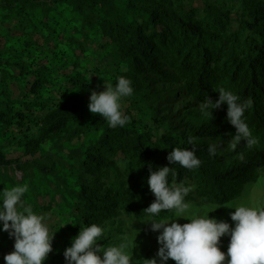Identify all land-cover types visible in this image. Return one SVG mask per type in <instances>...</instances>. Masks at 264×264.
I'll list each match as a JSON object with an SVG mask.
<instances>
[{
    "label": "trees",
    "instance_id": "16d2710c",
    "mask_svg": "<svg viewBox=\"0 0 264 264\" xmlns=\"http://www.w3.org/2000/svg\"><path fill=\"white\" fill-rule=\"evenodd\" d=\"M120 76L134 89L121 102L130 121L110 127L89 97ZM219 87L253 101L245 117L257 142L210 156V143L235 134L226 104L212 117L198 110ZM189 137L200 167L170 165L173 148L193 147ZM263 140L264 0H0V192L27 184L25 204L52 219L44 264H65V248L93 223L107 227L106 248L134 222V259L155 257L149 165L194 185L186 202L221 206L259 179ZM5 249L14 238L0 230Z\"/></svg>",
    "mask_w": 264,
    "mask_h": 264
},
{
    "label": "clouds",
    "instance_id": "9594fccd",
    "mask_svg": "<svg viewBox=\"0 0 264 264\" xmlns=\"http://www.w3.org/2000/svg\"><path fill=\"white\" fill-rule=\"evenodd\" d=\"M214 90L219 93L218 99L206 97L197 106L199 112L212 117L214 109L226 104V119L234 126L235 134L230 141L222 139L229 141L227 147L233 151L241 141L251 148L257 141L246 122L245 113L252 108L253 101H242L240 96L224 87ZM133 93L132 81L120 76L115 85L105 82L103 91H91L89 110L104 118L110 127L125 126L130 117L122 110L121 102ZM195 140V137L188 138V144L193 145L191 148H173L167 155L169 164H179L189 170L199 168L202 161L196 155ZM223 147V142L213 141L209 144L208 153L215 156ZM238 156L244 158L242 153ZM149 173L147 184L155 200L144 211L151 230L158 232L160 247L156 256L134 259L131 238L134 222L127 224L129 232L120 237L118 244L106 248H102L99 241L103 239L107 227L93 223L80 227L78 235L65 248V264H167L169 259L176 264H264V208L245 203L233 205L230 207L235 209L230 213L231 224L209 217L210 212L219 208L215 205H202L205 211L198 215L191 203L186 202L194 185L170 183L169 176L175 175V172L167 165L153 168L150 164ZM28 190L27 184H16L0 192V230L14 238V249L4 256L5 264H44L53 251L55 233L50 230L45 215L37 214L25 204L23 197ZM172 210H175V219L156 218L162 211ZM176 218H185L190 222L181 224ZM222 237H229L227 253L221 251Z\"/></svg>",
    "mask_w": 264,
    "mask_h": 264
},
{
    "label": "rangeland",
    "instance_id": "374dc122",
    "mask_svg": "<svg viewBox=\"0 0 264 264\" xmlns=\"http://www.w3.org/2000/svg\"><path fill=\"white\" fill-rule=\"evenodd\" d=\"M215 141L216 142H223V145H228L227 141L224 139H217ZM262 143L264 144V140L262 141ZM246 148H249V147L246 146ZM16 174L19 177L21 173L17 171ZM242 192H243L244 196L242 198H240L239 200H236L234 202L229 200V201L225 202L223 205L218 206L219 208H217L215 210H214V208L210 209V210H214V211H212L208 214L209 217L210 218H217L218 220H225L231 224L232 221H231L230 213L234 212L235 209L230 208V207L233 205L245 203V204L252 206V207L264 208V167L260 171V177L257 180V182L252 187H244ZM191 205L193 206V211H195L198 215L204 213L205 210L202 207L196 206L193 203H191ZM215 206H217V205H215ZM50 220H52V219H47V222L49 223ZM178 222L181 224H184V223H188L190 221L185 219V218H179ZM157 235H158V233L155 234V237ZM226 238L227 237H222L221 239L223 240ZM228 244H229V240L228 241L225 240V244H223V246L225 247L226 251L228 248ZM12 251H13L12 249L3 250L0 253L1 259L5 262L4 256L6 254L12 252ZM167 264H176V262L172 259H169L167 261Z\"/></svg>",
    "mask_w": 264,
    "mask_h": 264
}]
</instances>
